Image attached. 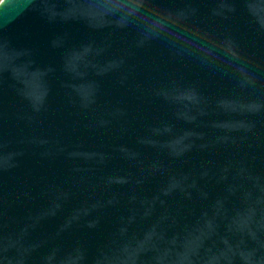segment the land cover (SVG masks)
I'll return each mask as SVG.
<instances>
[{"label": "water", "instance_id": "95a60500", "mask_svg": "<svg viewBox=\"0 0 264 264\" xmlns=\"http://www.w3.org/2000/svg\"><path fill=\"white\" fill-rule=\"evenodd\" d=\"M0 264H264V0H2Z\"/></svg>", "mask_w": 264, "mask_h": 264}, {"label": "crops", "instance_id": "0c3cea01", "mask_svg": "<svg viewBox=\"0 0 264 264\" xmlns=\"http://www.w3.org/2000/svg\"><path fill=\"white\" fill-rule=\"evenodd\" d=\"M2 0H0V3H1Z\"/></svg>", "mask_w": 264, "mask_h": 264}]
</instances>
